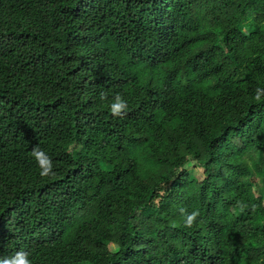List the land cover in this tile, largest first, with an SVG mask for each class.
Segmentation results:
<instances>
[{"label":"trees","instance_id":"1","mask_svg":"<svg viewBox=\"0 0 264 264\" xmlns=\"http://www.w3.org/2000/svg\"><path fill=\"white\" fill-rule=\"evenodd\" d=\"M17 253L264 264V0H0V262Z\"/></svg>","mask_w":264,"mask_h":264},{"label":"clouds","instance_id":"2","mask_svg":"<svg viewBox=\"0 0 264 264\" xmlns=\"http://www.w3.org/2000/svg\"><path fill=\"white\" fill-rule=\"evenodd\" d=\"M254 98L259 100L260 99L259 93H257V95ZM125 107H126V102L124 100H122L119 97V95H117L116 102L111 104L110 111L113 114H118L120 112V110L122 108H125ZM42 155H44L42 152L35 151V156L37 157L38 162H39V157L42 156ZM195 216H196V212L195 211H193L192 213L188 214L187 218L185 220V223L190 224ZM17 256L19 257V259L16 260L15 264H30V261L24 259V254L23 253H17ZM0 264H9V262L8 261H3V262H0Z\"/></svg>","mask_w":264,"mask_h":264},{"label":"rangeland","instance_id":"3","mask_svg":"<svg viewBox=\"0 0 264 264\" xmlns=\"http://www.w3.org/2000/svg\"><path fill=\"white\" fill-rule=\"evenodd\" d=\"M243 30L248 33L254 29H256V26L255 25H252V24H244L242 26ZM195 171L198 173L199 177L201 176V169L199 170L197 167L195 168Z\"/></svg>","mask_w":264,"mask_h":264}]
</instances>
